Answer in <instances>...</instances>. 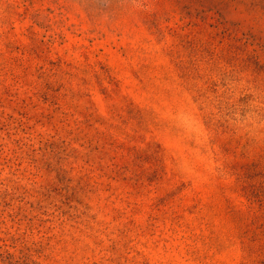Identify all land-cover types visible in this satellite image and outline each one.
Instances as JSON below:
<instances>
[{"label":"rangeland","instance_id":"rangeland-1","mask_svg":"<svg viewBox=\"0 0 264 264\" xmlns=\"http://www.w3.org/2000/svg\"><path fill=\"white\" fill-rule=\"evenodd\" d=\"M0 264H264V0H0Z\"/></svg>","mask_w":264,"mask_h":264}]
</instances>
